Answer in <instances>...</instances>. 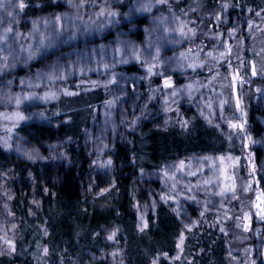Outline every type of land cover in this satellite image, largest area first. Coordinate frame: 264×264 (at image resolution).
Listing matches in <instances>:
<instances>
[{"label":"trees","instance_id":"16d2710c","mask_svg":"<svg viewBox=\"0 0 264 264\" xmlns=\"http://www.w3.org/2000/svg\"><path fill=\"white\" fill-rule=\"evenodd\" d=\"M117 1V5L112 3L113 6L104 10L103 16L109 17L98 25L93 16L84 15L90 3L80 0L70 5L69 0L0 2V31L10 21L9 14L13 11L18 19L13 25L18 29L20 23L22 32L28 19L44 18L33 21L41 28L39 33L45 42L41 47L45 52L42 59L45 67L38 73L39 79L53 76L55 70L69 73L70 70L64 69L72 67L71 70L76 73L79 68L98 70L111 65L116 78L115 87L129 96L125 95L124 100L113 108L115 111L107 112L111 120L100 123L94 137L96 150L105 148L106 141L115 138L119 116L125 117L127 108H133V113L148 109L139 128L128 137L127 142L125 138L115 142L111 153L116 168L113 172L114 186L96 200L92 198L93 193L105 184V178L92 173L89 168L83 134L94 111L107 101L108 87H84L75 82L70 92L49 99L51 102L45 107L36 105L37 114L38 110H42L48 121L40 122L39 119L26 125L11 124L12 130L18 131L22 137L16 150L29 148L27 152L30 155H34L32 151L36 150L43 157L35 162H25L19 160L15 152L0 148V173L8 174L5 184L12 194L11 207L17 219L13 252L11 255H0V264H91L89 253L96 250L100 240L98 234L100 236L103 228H117L120 243L125 249L126 264H152L154 260L158 264H232L230 248L235 244L230 213L238 208V201L230 203L226 219L215 213L198 214L201 201L185 204L198 224L195 227V223L184 234L178 252L181 228L177 217L165 202L155 197L154 193L160 187L155 179L141 180L138 175L140 171L157 169L168 161L188 155L224 156L232 153L226 134L214 122L206 123L202 116L183 103L167 113L166 119H160L156 100L151 94L152 86L159 85L162 79L143 80L141 65L131 58L120 61V50L129 53L138 51L143 58L158 54L164 67L177 73L169 80H174L175 84L185 89L190 84L195 85L188 81L189 77L199 78L204 91L206 81L218 89V83L211 78L217 80V73H225L226 65L218 57L209 59L207 54L222 46L228 36L223 14H227V24L247 19L264 27V0H168L166 9L188 31L184 32L182 26L177 28L179 37L185 40L182 49H186L192 57V68L183 76L180 75L184 71L179 54L180 44L176 42L172 27L150 6L147 8L145 2L125 9L124 4L130 0H123V4ZM21 3L23 8H20ZM121 9L122 13L117 15ZM57 14L63 18V28L51 35L52 30L47 32L41 24L46 18H56ZM22 34L25 35L24 32ZM244 36L240 34L234 41L242 43ZM6 54V58L10 59V55ZM38 66L39 62L35 61L31 52H18L11 90L14 92L20 81L28 79ZM131 84L136 92L140 91L141 97L131 96ZM188 90L190 93L191 89ZM9 94H5L6 98L13 101L15 93ZM202 95L206 96V91ZM201 99L207 101L205 97ZM247 109V126L257 138L259 155V147L264 144V96L255 106L249 102ZM227 113L225 109L223 115ZM61 148L63 160L43 159ZM237 176L239 180L243 179L242 168ZM91 178L95 179L96 186L89 195L91 197L84 198ZM136 196L146 205L150 203L149 199L152 200L142 229L138 227ZM196 198L205 200L206 197L201 195V198Z\"/></svg>","mask_w":264,"mask_h":264},{"label":"rangeland","instance_id":"374dc122","mask_svg":"<svg viewBox=\"0 0 264 264\" xmlns=\"http://www.w3.org/2000/svg\"><path fill=\"white\" fill-rule=\"evenodd\" d=\"M2 1L0 0L1 3ZM48 1L52 2L53 0ZM74 1L69 0L68 4H73ZM80 1H84L85 4L90 3L84 15L93 16L97 21V25L98 22L100 23V21H104L109 17L103 16L105 14L104 10L113 6V4H118L117 0ZM167 1L130 0V2L127 1L124 4V7L128 9L145 2L147 8L150 6L152 11L156 12L164 22L172 27L176 42L178 45L180 44L179 54L184 68L180 75L183 76L192 68V57L186 52V49H182L185 40L179 37L177 28L182 26L184 32L187 29L184 24L178 21L177 17H174L173 13L166 9L165 4L168 3ZM119 4H123V0H120ZM122 9L117 15L122 13ZM9 15H11L10 21L0 31V109H2L0 111V148L8 152H15L19 160L30 163L35 162L43 155L33 147L31 149L35 151H31L34 155L27 152L29 148L16 150V147L18 148L16 145L22 137H20L18 131L12 130L11 124L26 125L39 119H41L40 122L48 121L42 110H38L37 114L36 105L42 104L45 107L47 103L51 102L49 99L70 92L71 87L75 84L84 87L106 86L109 89L107 101L94 111L90 124L83 134V146L88 157V166L92 169V173H98L105 178V184L97 187L94 193L93 189L96 182L94 178H91L87 184L84 198L91 197L89 195L92 193L94 194L92 198L95 200L103 197L114 186L113 172L116 168L111 153L114 150L115 142L122 141L125 138L126 143L128 137L139 128L142 117L148 109L141 113H133V108H127L125 117L119 116L120 119L114 131L115 138L112 137L106 141L105 148L96 150L94 137L97 136L96 130L99 128L100 123L105 122L107 119L111 120L112 117L107 112L110 110L115 111L113 108L124 100L125 95L129 96L128 94H122L124 91L115 87L116 78L110 68L111 65H107V68L103 66L98 70L90 67L81 70L79 68L76 73L74 69L71 70L72 67L64 69L70 70L69 73L62 72L63 70H55L53 76L39 79L37 77L38 73L45 67V63L42 61L45 52L41 48L42 45H45L43 44L45 42L44 37L39 33L41 28L35 25L33 21L43 20L44 18H36L33 21L28 19L26 21L28 23L23 30L24 35L19 29L20 23L18 29L13 25V22L18 21L15 12L13 11ZM55 17L52 20L46 18L41 24L47 32L52 30L51 35L54 32H60L63 28L62 16L57 14ZM223 21L228 36H226L222 46L211 51L207 56L211 60L218 57L226 65L225 73L218 72L217 80L211 78L218 83L220 91L210 86L211 84L206 81V96L202 95L205 91L201 88L199 78H194L196 79L194 80L189 77L188 81L195 83V85L190 84L188 86V89H191L190 93L188 89L175 84L174 80H169V77L177 73L174 74V71L165 68L158 54L143 58L138 51L129 53L127 50H120V61L123 58H131L138 65H141L144 73L143 80L147 79L150 82L154 77H157L158 80L162 79L159 85L152 86L153 94H151V97L156 100L157 115L160 119H166L167 113L183 103L192 108L199 116H202L206 123L214 122L226 134L229 147L233 150L232 153L224 156L188 155L168 161L160 168L140 171L138 175L141 180L151 181L152 178L155 179L160 185L158 192L154 193L155 197L158 196L161 201L165 202L177 217L181 228V235L177 241L178 252L181 249L184 234L195 223V227L198 224L197 219H193L186 210L185 204L192 203L195 200L201 201L198 206V214L215 213L224 219L225 216L226 218L229 216L230 203L236 200L240 205L230 213L234 229L232 238L235 244L233 248H230L231 256L229 258L232 259L231 263L264 264V144L263 147H259L260 154L258 155L257 138L253 136L247 126V106L249 102H253L255 106L264 96V27L247 19H241L237 24H227L228 17L226 13L223 14ZM240 34L245 35L242 43L239 40L235 42L234 39ZM25 50L32 53L35 61L39 62V66L28 79L20 81L13 92L11 82L14 76L13 68L17 54L18 52L24 53ZM6 53L10 55V59L6 58ZM254 80H261V82L256 83ZM130 86L131 96L141 97L140 91L136 92L133 84ZM183 90L184 92H182ZM7 93H10L9 96L15 93L13 101L6 98L5 94ZM204 97L207 98V101H202L201 98ZM225 109L228 113L223 115ZM154 119L155 117L152 120ZM233 125L236 127H233ZM48 158L63 160V149L61 148L52 154L49 153L43 159ZM241 168L243 169V179L239 180L237 173ZM7 175L5 172L0 173V255L12 254L17 229V219L11 207L12 194L5 184L8 180ZM154 194L150 192V195ZM201 195L206 197L205 200L196 198L199 196L201 198ZM149 201L150 203L146 205L144 202L139 201L137 196L134 200L140 229L145 226V215L152 205V200L149 199ZM98 237L100 240L97 242L96 250L89 253L91 264L100 262L104 264H126L125 249L123 244L120 243L117 228H103ZM158 263L157 260L152 262V264Z\"/></svg>","mask_w":264,"mask_h":264},{"label":"snow or ice","instance_id":"6c2138e0","mask_svg":"<svg viewBox=\"0 0 264 264\" xmlns=\"http://www.w3.org/2000/svg\"><path fill=\"white\" fill-rule=\"evenodd\" d=\"M24 7V4L23 3H21L20 4V8H23ZM233 127H236L235 125H233Z\"/></svg>","mask_w":264,"mask_h":264}]
</instances>
